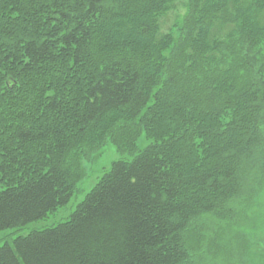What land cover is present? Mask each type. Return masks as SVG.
I'll return each mask as SVG.
<instances>
[{
  "label": "trees",
  "instance_id": "trees-1",
  "mask_svg": "<svg viewBox=\"0 0 264 264\" xmlns=\"http://www.w3.org/2000/svg\"><path fill=\"white\" fill-rule=\"evenodd\" d=\"M171 6L0 0V231L69 201L74 146L125 121L157 143L0 264L246 263L243 224L264 235V0H190L174 44Z\"/></svg>",
  "mask_w": 264,
  "mask_h": 264
},
{
  "label": "rangeland",
  "instance_id": "rangeland-1",
  "mask_svg": "<svg viewBox=\"0 0 264 264\" xmlns=\"http://www.w3.org/2000/svg\"><path fill=\"white\" fill-rule=\"evenodd\" d=\"M172 6L168 9L169 21L167 27H172L173 44L180 38V31L183 26L184 19L189 12L190 0H171ZM170 48L165 50L164 57L169 56ZM137 124V123H135ZM131 128L129 121L118 122L113 128L109 129L110 134H104L99 143L90 148L73 147L69 152V163L62 162L60 170L71 177L70 187L71 196L69 201L52 212L48 213L44 218L36 220L20 227L7 228L0 231V245L12 243L13 239L18 236H25L33 230L53 227L59 222L66 221L75 210L76 206L85 198L86 194L99 182L102 176L110 169L111 164L115 161L124 160L131 161L136 156L144 153L153 145L157 144L154 140L147 138L144 131ZM131 129V130H130ZM130 130V131H129ZM133 132V142L129 138V134ZM121 137L116 140L114 138ZM118 140V141H117ZM125 144L129 146L126 147ZM66 158V156H65ZM245 222L243 231H254L252 234L251 245L248 247L245 264H264V235L259 232L263 229L259 226L257 229L252 228ZM257 231V232H256ZM262 237H260V236Z\"/></svg>",
  "mask_w": 264,
  "mask_h": 264
}]
</instances>
